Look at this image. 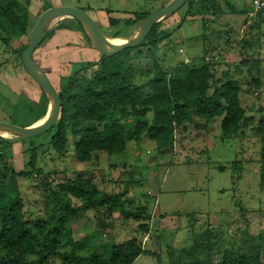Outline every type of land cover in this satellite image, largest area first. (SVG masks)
<instances>
[{
  "label": "rangeland",
  "instance_id": "rangeland-1",
  "mask_svg": "<svg viewBox=\"0 0 264 264\" xmlns=\"http://www.w3.org/2000/svg\"><path fill=\"white\" fill-rule=\"evenodd\" d=\"M20 1L29 6L32 23L25 37L0 28V122L26 128L45 120L51 109L47 94L30 78L20 58L43 12L54 7L79 8L98 26L103 42L111 44L118 38L127 40L145 16L169 0ZM216 1L219 6L205 0V11L202 0H190L189 14L186 4L162 20L161 28L172 31L168 43L156 50L130 48L122 64L147 91L151 87L147 79L157 65L171 77L184 75L187 67L212 58L216 81L211 92L217 81L227 79V72L230 79L243 84L241 101L247 112L242 134L225 138L222 119L216 118L204 131L194 125L186 131L178 129L173 145L165 151L160 152L156 142L143 133L127 142L123 154L95 153L87 163L78 161L77 140L69 128L64 154L50 142L53 131L3 146L5 165L22 173L18 182L32 227L49 220L57 205L54 192L66 179L91 178L98 189L119 195L123 203L116 208L88 209L73 198L77 214L65 225L58 251L42 264H67L65 256L74 251L104 253L106 244L130 241L149 253L134 264H211L239 250L258 253L264 261V187L260 180L264 141L258 131L264 122V18L246 19L251 0ZM228 12L235 15L223 20ZM137 17L136 23H130ZM47 29L48 35L58 32L34 52V58L57 89L59 79L68 74V63L101 60L103 54L91 47L76 19L63 16ZM207 30L213 36L204 40ZM98 69L88 75L92 77ZM253 78L260 81L259 87ZM151 120V114L131 116L100 126L120 122L133 131L137 124ZM10 136V131L0 129V137Z\"/></svg>",
  "mask_w": 264,
  "mask_h": 264
},
{
  "label": "trees",
  "instance_id": "trees-1",
  "mask_svg": "<svg viewBox=\"0 0 264 264\" xmlns=\"http://www.w3.org/2000/svg\"><path fill=\"white\" fill-rule=\"evenodd\" d=\"M213 1V4H218L216 0ZM202 4L207 11L205 0H202ZM187 6L189 14L190 0ZM229 9L235 10L232 7ZM146 17L148 16L143 19ZM262 18L264 17L258 19ZM137 20L138 17L130 23H136ZM161 22L133 48L150 46L156 50L168 43L172 31L161 28ZM31 23L32 15L27 4L20 0H0L2 30H10L14 35L25 37L30 33ZM79 25L83 29L80 23ZM56 32L58 30L49 33L38 48ZM208 32L209 30L205 32L204 40L213 36ZM86 37L88 39L87 35ZM131 49L114 56L103 54L100 61L68 63V74L59 79L58 89L55 87L61 93L59 117L49 130L53 131L50 142L57 152H66L68 128L77 140L76 156L82 163L92 161L95 153L121 155L126 151L127 142L143 133H147L156 142L160 152L165 151L173 145L178 129L186 131L190 125H194L199 131H204L216 118L222 119L221 132L225 138H235L243 133V121L247 112L241 101L243 84L238 79H230L227 72V79L217 81L218 85L211 92L213 82L216 81L210 62L212 58L207 57L209 62L205 64L187 67L184 75L171 77L162 74L157 65L155 74L147 79V85L151 87L146 91L144 86L136 83L135 73L122 64L123 54ZM20 58L23 61L22 55ZM96 66L98 71L92 77L89 76V71ZM253 83L256 87L260 86V81L256 78H253ZM149 114L151 122L142 121L133 131L126 129L120 122L103 128L100 126L111 120L131 116L145 117ZM258 131L264 141V122H261ZM6 144L0 142V264H42L56 253L63 239L65 225L77 214L78 209L72 204L73 198L82 201L88 209L123 206L119 195H110L98 189L91 178L66 179L59 184L58 191L54 192L57 205L52 209L49 220L32 227L26 218L18 182L22 173L6 166L1 155L6 154L3 149ZM33 160H36V151ZM234 162L238 164V161ZM260 180L264 187V149ZM143 254L149 253L139 243L130 241L106 244L104 253L82 255L74 251L66 255L64 261L67 264H134ZM30 257H37V261H30ZM211 264H264V261L258 253L239 250L226 253L221 262Z\"/></svg>",
  "mask_w": 264,
  "mask_h": 264
},
{
  "label": "water",
  "instance_id": "water-1",
  "mask_svg": "<svg viewBox=\"0 0 264 264\" xmlns=\"http://www.w3.org/2000/svg\"><path fill=\"white\" fill-rule=\"evenodd\" d=\"M187 2L188 0H172L162 9L143 19L136 31L127 40L117 46L111 47L104 44V37L100 29L89 15L81 9L76 7H54L43 12L32 32L28 47L22 54V59L27 74L50 99L51 109L47 118L38 126L23 128L0 122V129H6L11 132L10 137H0V142L17 143L41 135L52 129L59 117L61 93L57 92L51 80L34 59V52L47 38L48 29L46 26L50 20L63 16L76 19L82 25L93 49L104 55L114 56L138 45L157 23L167 16L180 11Z\"/></svg>",
  "mask_w": 264,
  "mask_h": 264
},
{
  "label": "built area",
  "instance_id": "built-area-1",
  "mask_svg": "<svg viewBox=\"0 0 264 264\" xmlns=\"http://www.w3.org/2000/svg\"><path fill=\"white\" fill-rule=\"evenodd\" d=\"M251 12L248 14V20L264 17V0H251Z\"/></svg>",
  "mask_w": 264,
  "mask_h": 264
},
{
  "label": "bare ground",
  "instance_id": "bare-ground-1",
  "mask_svg": "<svg viewBox=\"0 0 264 264\" xmlns=\"http://www.w3.org/2000/svg\"><path fill=\"white\" fill-rule=\"evenodd\" d=\"M61 19H62V17H57V18H54V19L50 20L48 22V24H47V27H50L52 25H57L61 21ZM121 43H122L121 40L118 38L117 40L113 41L111 44H105V43L104 44L106 46H108V47H111V46H117V45H119ZM43 121H44V119H40V120L36 121V123L34 124V126H38V125L42 124Z\"/></svg>",
  "mask_w": 264,
  "mask_h": 264
},
{
  "label": "crops",
  "instance_id": "crops-1",
  "mask_svg": "<svg viewBox=\"0 0 264 264\" xmlns=\"http://www.w3.org/2000/svg\"><path fill=\"white\" fill-rule=\"evenodd\" d=\"M171 1H172V0H169L168 3H170ZM250 7H251V5H250ZM250 12H251V11H250ZM248 14H249V12L247 11V14H246V19H247V20L249 19V18H248ZM234 15H235V14H231V13H229V12H228V13H224V16H223L222 19H223V20H227V18H228V19H231V17L234 16ZM237 18H239V17H236V19H237ZM240 20H241V19H240ZM208 33H212V31L209 30Z\"/></svg>",
  "mask_w": 264,
  "mask_h": 264
}]
</instances>
